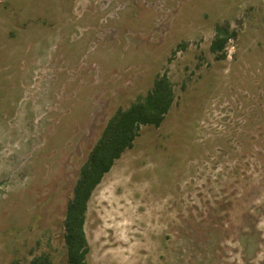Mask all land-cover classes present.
Returning a JSON list of instances; mask_svg holds the SVG:
<instances>
[{
	"label": "rangeland",
	"instance_id": "1",
	"mask_svg": "<svg viewBox=\"0 0 264 264\" xmlns=\"http://www.w3.org/2000/svg\"><path fill=\"white\" fill-rule=\"evenodd\" d=\"M163 72L175 101L93 191L87 264H264V0H0V264H64L80 167Z\"/></svg>",
	"mask_w": 264,
	"mask_h": 264
},
{
	"label": "trees",
	"instance_id": "2",
	"mask_svg": "<svg viewBox=\"0 0 264 264\" xmlns=\"http://www.w3.org/2000/svg\"><path fill=\"white\" fill-rule=\"evenodd\" d=\"M236 32L227 23H217L209 50L216 61L226 58V46L235 39ZM177 44V49L184 48ZM176 95L166 72L157 73L152 86L126 108H118L105 125L100 137L89 151L79 169L72 188V196L66 204L63 240L66 249L64 264H87L90 251L84 225L88 204L93 191L111 170L124 152L134 146L143 127L159 128L170 111ZM9 264H20L14 260ZM29 264H53L48 254L32 257Z\"/></svg>",
	"mask_w": 264,
	"mask_h": 264
},
{
	"label": "bare ground",
	"instance_id": "3",
	"mask_svg": "<svg viewBox=\"0 0 264 264\" xmlns=\"http://www.w3.org/2000/svg\"><path fill=\"white\" fill-rule=\"evenodd\" d=\"M145 196V195H144Z\"/></svg>",
	"mask_w": 264,
	"mask_h": 264
}]
</instances>
